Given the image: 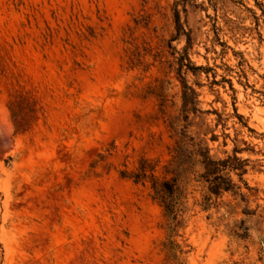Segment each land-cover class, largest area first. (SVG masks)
Listing matches in <instances>:
<instances>
[{
	"label": "rangeland",
	"instance_id": "obj_1",
	"mask_svg": "<svg viewBox=\"0 0 264 264\" xmlns=\"http://www.w3.org/2000/svg\"><path fill=\"white\" fill-rule=\"evenodd\" d=\"M184 134L247 172L219 198L187 176L174 221L152 177ZM0 242L5 264H264V0H0Z\"/></svg>",
	"mask_w": 264,
	"mask_h": 264
},
{
	"label": "trees",
	"instance_id": "obj_2",
	"mask_svg": "<svg viewBox=\"0 0 264 264\" xmlns=\"http://www.w3.org/2000/svg\"><path fill=\"white\" fill-rule=\"evenodd\" d=\"M179 22V20H177ZM186 92L184 93V111L190 100L187 98V91L191 90L185 85ZM193 93L196 95V93ZM188 120V116H185ZM172 169L167 173L172 175L170 179L164 177L163 179L152 177V189L155 198L163 207L168 218L177 220L179 215L184 211V190L181 186L183 179L189 175H198L197 182L205 185L210 196L219 198L224 193L241 194V187L235 183L232 173H236L241 181L246 174L245 161L237 157L228 158L225 160H217L211 156V150L202 141H197L193 137L186 134L183 135L182 141L179 142L176 155L171 162ZM199 169V171H196ZM140 174L134 176V181L139 182ZM210 201L211 198H206ZM0 264H5V251L0 242Z\"/></svg>",
	"mask_w": 264,
	"mask_h": 264
}]
</instances>
